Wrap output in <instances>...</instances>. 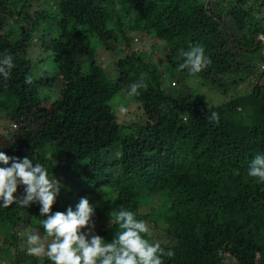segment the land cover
Returning a JSON list of instances; mask_svg holds the SVG:
<instances>
[{
	"label": "trees",
	"instance_id": "1",
	"mask_svg": "<svg viewBox=\"0 0 264 264\" xmlns=\"http://www.w3.org/2000/svg\"><path fill=\"white\" fill-rule=\"evenodd\" d=\"M205 1L0 0V59L7 51L15 65L7 82L0 76V151L28 156L60 182L53 213L75 210L81 197L96 203L93 220L108 217L100 232L107 242L119 231L109 214L123 208L174 252L163 264H264V183L247 176L264 154V19L254 20L249 0H208L206 9ZM6 16L17 24L3 29ZM246 19L247 36H238ZM131 34L151 36L164 66L186 78L179 50L202 45L211 64L200 77L219 87L233 72V84L246 88L216 105L200 90L169 94L166 66L128 50ZM34 37L36 57L28 50ZM91 40L121 49L111 60L115 80ZM140 79L147 89L128 99L136 109L119 119L109 101ZM55 82L45 108V87ZM212 112L218 124L207 119ZM22 194L19 186L14 195ZM150 194L159 196L148 204ZM40 207L0 206V264H52L27 254L28 233L46 238Z\"/></svg>",
	"mask_w": 264,
	"mask_h": 264
},
{
	"label": "clouds",
	"instance_id": "2",
	"mask_svg": "<svg viewBox=\"0 0 264 264\" xmlns=\"http://www.w3.org/2000/svg\"><path fill=\"white\" fill-rule=\"evenodd\" d=\"M178 60L180 70H187L189 75H196L205 70L211 59L205 54L202 45H190L187 50L180 49ZM14 57L5 52L0 59V76L4 81L10 78L14 68ZM26 84L32 83V77L25 78ZM147 89L144 79L128 86L127 96L138 97L141 90ZM121 112L127 108L120 106ZM210 122L219 123V114L212 112L207 116ZM0 206L7 208L13 203L28 207L32 203L40 204V215L46 242L39 233L27 234V254L47 257L52 264H163L162 257L174 256L169 248L161 246L159 241H151L152 232L148 223L138 220L135 213L123 209L109 214L110 226L115 223L119 231L110 242L95 233V205L87 197H81L75 210L69 206L66 212H52L56 196L60 192V182L50 177L48 169L41 163H34L28 156H9L0 151ZM247 176L264 183V154H257L251 160ZM23 186L22 195H14L19 186Z\"/></svg>",
	"mask_w": 264,
	"mask_h": 264
},
{
	"label": "rangeland",
	"instance_id": "3",
	"mask_svg": "<svg viewBox=\"0 0 264 264\" xmlns=\"http://www.w3.org/2000/svg\"><path fill=\"white\" fill-rule=\"evenodd\" d=\"M260 3H261V0H249L248 1L247 8L254 15V17H255L254 20H259V18H261V17L264 19V5H261ZM12 20H14V19L6 16L5 17V24L3 25V29L8 28L10 26H14L17 24V20H16V22H14ZM263 23H264V21H263ZM108 25H110V24H108ZM250 26H251V23L248 22V19H246V26L241 31H237L238 36L240 35V36L246 37L248 27H250ZM36 32L39 34H42L43 38L46 41H48L47 30L43 25H40L39 28L36 29ZM131 36L132 37L134 36L135 38H133V40H130L128 50H136L137 53L142 51L146 55H149L151 62H152V66H154V65L164 66L165 63L163 62V57L161 55V52L163 50L161 49V47L159 48L158 45L155 44V41L153 40V38L151 36H143L141 38L138 37L137 34H131ZM256 38H259V35ZM91 43L94 44L95 43L94 40H91ZM95 45H96V54L95 55H96L97 62L99 63V65L101 67L105 68L106 74L108 75L109 79L111 81L115 80L117 77L116 76L117 71H115V69L113 68L111 60H113L114 57L120 53L121 49L120 48H118L117 50L116 49L113 50L112 48L105 49L102 46H98L96 43H95ZM28 50L30 52L29 54L32 57H36L37 55L40 54L41 47H39V42H38V39L36 37H34L31 40V44H30V47ZM166 68H167V70H166L167 73L163 76V79L161 80V85L163 86L164 89H166V91H168L169 94H177V93L185 94V93L189 92L190 90H193V91L200 90L205 95L207 102L209 101L210 104L212 103L214 105L222 103L223 101H225L228 98L229 94H231V93H242V91H244L246 88L244 86L247 85V82H243V84L241 85L242 88L234 85L233 81H232V79L235 77V76H233V72H228L227 74H225V76L223 77L224 78L223 84L221 83V85L218 87L215 84L209 82L207 79L206 80L203 79L198 74L191 75V76L186 78V77L179 75L174 69H171L168 66H166ZM40 71L43 72V70H40ZM237 72L239 73V71H237ZM237 76L238 75H236V77ZM56 86H57V82L52 84L49 88L45 87V91H48V93L45 92V94L50 95L49 97H46V99L44 100V103L42 104L45 108L49 107L50 99L51 98L53 99L56 97V95H57V91H55ZM128 99H129V97L127 96V92L121 91V92L117 93L109 101L111 108L113 110L116 109L117 116L119 119L129 117L131 115V112L136 109L135 104H130V103L128 104V101H129ZM119 105L120 106L126 105L124 107L127 108V112H121ZM3 122L6 125L7 129L11 128V125L8 124L9 122H7L5 120H3ZM22 188H23V186H22ZM158 196H159V194L147 195L146 200H147L148 204L151 203V199L157 198ZM95 204L93 203V205H95ZM107 218L108 217L106 214L105 215L100 214L99 218L94 220L95 225H96L95 233L104 237L106 242H107V237H105V235L101 234L100 232H102L106 228ZM31 225H33V224H31ZM149 227H150V230L152 232L151 237H155V234L152 231L150 225H149ZM46 242H48V241H46ZM26 264H29V260L26 262Z\"/></svg>",
	"mask_w": 264,
	"mask_h": 264
},
{
	"label": "water",
	"instance_id": "4",
	"mask_svg": "<svg viewBox=\"0 0 264 264\" xmlns=\"http://www.w3.org/2000/svg\"><path fill=\"white\" fill-rule=\"evenodd\" d=\"M207 3H208V0L205 1V5H204L205 6V9L207 7ZM262 45H263V43H262Z\"/></svg>",
	"mask_w": 264,
	"mask_h": 264
},
{
	"label": "built area",
	"instance_id": "5",
	"mask_svg": "<svg viewBox=\"0 0 264 264\" xmlns=\"http://www.w3.org/2000/svg\"><path fill=\"white\" fill-rule=\"evenodd\" d=\"M12 127H14V124L13 123H9Z\"/></svg>",
	"mask_w": 264,
	"mask_h": 264
}]
</instances>
